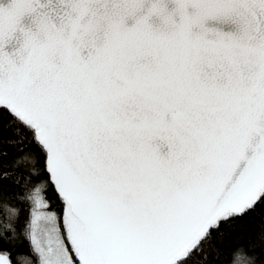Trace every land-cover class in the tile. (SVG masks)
I'll return each instance as SVG.
<instances>
[{"label":"snow or ice","instance_id":"1","mask_svg":"<svg viewBox=\"0 0 264 264\" xmlns=\"http://www.w3.org/2000/svg\"><path fill=\"white\" fill-rule=\"evenodd\" d=\"M0 264H264V0H0Z\"/></svg>","mask_w":264,"mask_h":264},{"label":"trees","instance_id":"2","mask_svg":"<svg viewBox=\"0 0 264 264\" xmlns=\"http://www.w3.org/2000/svg\"><path fill=\"white\" fill-rule=\"evenodd\" d=\"M245 217L243 221L238 225L237 231L233 232L231 235L226 234V243L234 240L238 235H247L249 232L253 230H258L259 227V219L253 221L250 217ZM26 251V250H25Z\"/></svg>","mask_w":264,"mask_h":264}]
</instances>
